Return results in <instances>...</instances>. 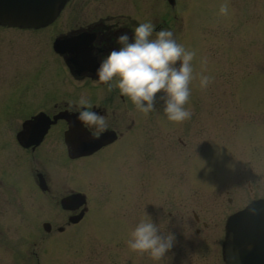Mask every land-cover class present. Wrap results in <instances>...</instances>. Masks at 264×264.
<instances>
[{
    "label": "rangeland",
    "instance_id": "rangeland-1",
    "mask_svg": "<svg viewBox=\"0 0 264 264\" xmlns=\"http://www.w3.org/2000/svg\"><path fill=\"white\" fill-rule=\"evenodd\" d=\"M175 1L174 10L164 0H110L108 6L134 12L139 20L147 8L153 24L167 13V28L177 42L195 52L185 104L191 116L180 122L168 121L159 103L145 115L126 97L120 102L118 89L109 98L105 86L73 87L55 65L48 30L0 27V177L5 182L0 264H35L38 257L25 250L37 252L41 262L53 251L50 240L55 264H222L225 215L264 196V0ZM222 3L228 8L224 15L218 14ZM39 70L43 76L32 79L30 73ZM199 74L212 77L204 89ZM81 94L101 103L106 97L121 123L133 120L114 152L99 150L66 162L56 127L40 147L43 158L16 150L14 132L26 112L45 107L49 96ZM214 133L221 139L213 140ZM34 167L47 172L49 194L40 195L31 185ZM7 183L16 189L12 197ZM70 187L85 192L88 209L58 232L65 212L52 198L57 201ZM14 201L25 213L10 205ZM146 214L175 236L159 261L126 245L129 231ZM43 220L50 221L49 232L42 230Z\"/></svg>",
    "mask_w": 264,
    "mask_h": 264
},
{
    "label": "clouds",
    "instance_id": "clouds-1",
    "mask_svg": "<svg viewBox=\"0 0 264 264\" xmlns=\"http://www.w3.org/2000/svg\"><path fill=\"white\" fill-rule=\"evenodd\" d=\"M228 8L220 4L218 14H227ZM123 27V25H121ZM115 44L106 54H101L95 68L94 83H103L106 91L113 88L131 101L139 112L147 115L154 111L157 103L168 121L180 122L191 116L185 107L189 100V82L193 79L192 60L195 52L177 42L170 28L156 26L146 20L135 24L131 37L127 32L115 36ZM96 42L93 41V51ZM206 59L201 58L203 69ZM212 77L199 74V87L206 88ZM87 95L81 94L75 107L69 102L68 111L75 112L90 135L95 138L103 133L108 124L105 115L93 110ZM128 233L126 245L129 250L146 253L153 261H159L173 246L172 231L162 230L146 214Z\"/></svg>",
    "mask_w": 264,
    "mask_h": 264
},
{
    "label": "flooded vegetation",
    "instance_id": "flooded-vegetation-1",
    "mask_svg": "<svg viewBox=\"0 0 264 264\" xmlns=\"http://www.w3.org/2000/svg\"><path fill=\"white\" fill-rule=\"evenodd\" d=\"M109 3L110 0H69L67 8L63 12V19L60 21L59 26H57L58 28L55 29L53 26L54 35L65 31V34L74 37L73 40L78 41V48L83 50L84 54L79 65L82 71L77 77L92 83L94 82L90 77L92 76L94 78L99 56L106 54L110 48L117 46L115 44V36L121 32H127L129 37H131V29L137 24L134 12L111 11L108 6ZM146 18H150V16L147 14ZM155 26L156 28H160L164 24L159 22ZM53 33L52 36H54ZM93 41L96 42L95 51H93ZM115 93V88H113L108 92V96L110 94L109 98L115 95ZM94 97L91 94L88 99L94 106V111L105 115L108 127L103 133H107L106 138L111 136L109 130H115L118 137L121 134V127L129 128L127 123H121V115L119 119L114 108L109 106L108 103L111 100L105 97L104 100L106 103L105 101L101 103L96 101ZM77 98L76 96L71 99L65 96L60 97L53 102L51 109L47 112L51 115L55 112L62 111L61 114L64 118L57 119L55 123V125L58 124L56 128L59 136L60 132L62 134L66 128L67 121L78 123L76 122L75 112L68 111L69 102L71 101L73 107H75ZM49 129L52 131L54 128L50 126ZM84 132L91 136L85 127ZM30 151L33 152L34 150L30 149Z\"/></svg>",
    "mask_w": 264,
    "mask_h": 264
},
{
    "label": "water",
    "instance_id": "water-1",
    "mask_svg": "<svg viewBox=\"0 0 264 264\" xmlns=\"http://www.w3.org/2000/svg\"><path fill=\"white\" fill-rule=\"evenodd\" d=\"M12 12L7 11L6 9H0V20L4 21V19H12ZM252 210V207H251ZM262 208H259L258 211H261ZM256 212V210H255ZM259 215H263L262 212H259L257 214ZM249 216H251V214H249ZM241 223V222H240ZM233 224H231L232 226ZM239 229L241 230V232L239 233V231H236V238L239 239L238 241H236L235 243L233 242V236H231L232 233V228H228V233H227V241L229 242V246H228V264H239V256L242 254H247V250L250 248V244L248 243V238L250 236V231L248 227H242ZM238 236V237H237ZM235 240V238H234Z\"/></svg>",
    "mask_w": 264,
    "mask_h": 264
}]
</instances>
